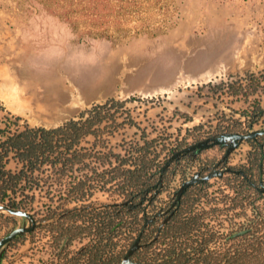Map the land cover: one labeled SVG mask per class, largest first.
I'll return each instance as SVG.
<instances>
[{"label": "rangeland", "instance_id": "1", "mask_svg": "<svg viewBox=\"0 0 264 264\" xmlns=\"http://www.w3.org/2000/svg\"><path fill=\"white\" fill-rule=\"evenodd\" d=\"M245 70L264 71V0H0V99L6 108L31 125L55 126L93 101L135 97L125 106L140 128H119L110 137L117 151L138 140L143 129L150 137L167 138L178 127L184 133L201 125L196 135L201 138L240 118L235 111L249 102L233 100L218 86L210 90L206 83L217 85ZM5 114L0 109V121ZM261 127L264 117L254 124ZM249 148L244 141L232 150L230 165L245 164ZM207 154L220 158L222 151L214 146ZM8 167L19 165L11 159ZM39 177L41 186L17 200L24 197L25 210L40 219L49 206L64 201L70 179L48 167ZM180 181L177 177L174 187ZM210 184L208 206L218 212L211 224L225 230L237 211L229 209L233 192L218 176ZM114 199L105 191L90 198ZM29 225V217L0 209V238ZM85 243L75 242L70 250ZM57 252L51 236L39 230L2 246L0 260L71 263L72 253L65 258Z\"/></svg>", "mask_w": 264, "mask_h": 264}, {"label": "trees", "instance_id": "2", "mask_svg": "<svg viewBox=\"0 0 264 264\" xmlns=\"http://www.w3.org/2000/svg\"><path fill=\"white\" fill-rule=\"evenodd\" d=\"M206 85L213 91L221 87L249 107L201 138L196 137L201 125L188 126L184 133L178 127L167 138L150 137L143 129L138 140L119 151L110 137L125 125L140 128L125 106L135 97L93 101L55 126L31 125L0 99L6 113L0 121V204L25 210L24 197L41 186L39 174L47 167L70 179L64 201L49 206L31 231L8 244L43 230L59 256L73 254L70 264L116 263L130 248L133 259L150 263L264 264V127L254 128L264 117V71L245 70L235 79ZM244 141L250 146L246 163L230 165V153ZM214 146L221 149L220 158L207 154ZM11 159L17 169L8 167ZM217 176L233 192L230 211L237 210L225 230L211 224L218 212L208 206L210 179ZM177 177L180 185L174 187ZM96 191L115 199L96 203L90 200ZM18 195L24 197L17 200ZM82 241L83 248L70 250Z\"/></svg>", "mask_w": 264, "mask_h": 264}, {"label": "water", "instance_id": "3", "mask_svg": "<svg viewBox=\"0 0 264 264\" xmlns=\"http://www.w3.org/2000/svg\"><path fill=\"white\" fill-rule=\"evenodd\" d=\"M251 134H253V132H249L248 134L235 135L234 137H238L239 139H242L245 136H248ZM237 144H238V142H236V145ZM195 179H197V178L193 177L192 179H189L186 182H184L183 188H186L187 184L190 181H193ZM2 208L7 209L8 211H10L13 214L29 217L31 220V225H29V226H18L16 228H13L10 232H8L6 235H4L3 237L0 238V248L2 246H4L6 243H8L9 241H11L16 235H18L22 232L31 231L34 228L35 223H36V217L32 213H30L28 210L14 209L12 207H9L7 204H0V209H2ZM146 223L147 222L145 221L144 226H143L139 236L137 237L136 241L139 239ZM135 244H136V242H135ZM131 251H132V249L130 248L129 250H127L124 258L121 261L116 262V263H111V264H161V263L144 262V261L133 259L131 257ZM0 264H6V263H4L0 260Z\"/></svg>", "mask_w": 264, "mask_h": 264}, {"label": "bare ground", "instance_id": "4", "mask_svg": "<svg viewBox=\"0 0 264 264\" xmlns=\"http://www.w3.org/2000/svg\"><path fill=\"white\" fill-rule=\"evenodd\" d=\"M63 90H64V89H63ZM60 91H61V90H60ZM17 92H18V91H17ZM19 92H20V91H19ZM20 95H21V94H20ZM20 95H17V97L20 96ZM13 96H14V95H13ZM22 96H23V95H22ZM39 96H40V95H39ZM15 97H16V96H15ZM66 97H67V96H66ZM17 99H18V98H17ZM23 99H24V97H23ZM14 100H15V99H14ZM59 100H60V99H59ZM22 101H23V100H22ZM12 102H14V101H12ZM15 102L17 103L18 100L15 101ZM16 103H15V104H16ZM20 103H21V102H20ZM22 104H24V103H22ZM56 104H57V103H56ZM19 106H20V105H19ZM19 106H18V107H19ZM22 109H23V108H22ZM23 110H26V109H23ZM19 111H20V110H19ZM27 111H28V110H27Z\"/></svg>", "mask_w": 264, "mask_h": 264}]
</instances>
